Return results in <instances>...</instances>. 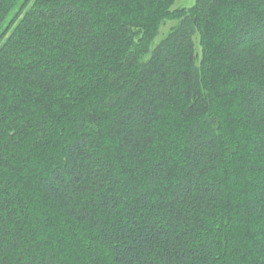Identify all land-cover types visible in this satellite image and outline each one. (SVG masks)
Listing matches in <instances>:
<instances>
[{
    "label": "trees",
    "instance_id": "1",
    "mask_svg": "<svg viewBox=\"0 0 264 264\" xmlns=\"http://www.w3.org/2000/svg\"><path fill=\"white\" fill-rule=\"evenodd\" d=\"M0 0V264H264V0Z\"/></svg>",
    "mask_w": 264,
    "mask_h": 264
},
{
    "label": "rangeland",
    "instance_id": "2",
    "mask_svg": "<svg viewBox=\"0 0 264 264\" xmlns=\"http://www.w3.org/2000/svg\"><path fill=\"white\" fill-rule=\"evenodd\" d=\"M195 2L196 0H176L173 8L189 7Z\"/></svg>",
    "mask_w": 264,
    "mask_h": 264
}]
</instances>
